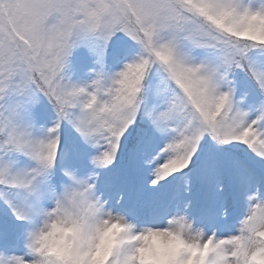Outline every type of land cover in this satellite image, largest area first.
Wrapping results in <instances>:
<instances>
[{"label": "snow or ice", "instance_id": "1", "mask_svg": "<svg viewBox=\"0 0 264 264\" xmlns=\"http://www.w3.org/2000/svg\"><path fill=\"white\" fill-rule=\"evenodd\" d=\"M124 153L170 195L131 213L102 198ZM229 184L234 218L217 203ZM69 200L137 229L191 221L210 238L199 264L264 251V0H0V264H52L28 232ZM130 237L102 264H133Z\"/></svg>", "mask_w": 264, "mask_h": 264}, {"label": "clouds", "instance_id": "2", "mask_svg": "<svg viewBox=\"0 0 264 264\" xmlns=\"http://www.w3.org/2000/svg\"><path fill=\"white\" fill-rule=\"evenodd\" d=\"M64 207L66 212L43 217L26 240L27 246L52 264H102L107 250L121 239H131L130 233L135 235L133 264H199L210 247L203 229L188 220L177 219L164 228L145 225L137 229L122 214L92 200L76 205L69 200ZM251 264H264V251H253Z\"/></svg>", "mask_w": 264, "mask_h": 264}, {"label": "rangeland", "instance_id": "3", "mask_svg": "<svg viewBox=\"0 0 264 264\" xmlns=\"http://www.w3.org/2000/svg\"><path fill=\"white\" fill-rule=\"evenodd\" d=\"M108 171L109 169H106L101 173L98 183L99 194H102V198L111 197V202L113 205H117V200L122 194L123 199L120 201V204L117 205V207H120L125 213H131L138 206V203L144 204L148 202L153 197V195L163 196L164 194V190H161L160 193H154L151 189L150 183L147 189L142 188L141 174L139 170L136 173L137 175L133 178L125 179L121 176L119 177V180H117V177L114 178V176H112L111 181L113 182H111L109 178L106 177V173ZM113 187L115 188L112 189ZM130 197L131 200L130 203H128V199ZM217 203L227 205L228 211L231 214L229 218H234L243 213V211L240 212L234 208L230 184L227 189L217 194Z\"/></svg>", "mask_w": 264, "mask_h": 264}, {"label": "trees", "instance_id": "4", "mask_svg": "<svg viewBox=\"0 0 264 264\" xmlns=\"http://www.w3.org/2000/svg\"><path fill=\"white\" fill-rule=\"evenodd\" d=\"M117 164L119 165L121 174L125 173L126 175H128L129 171H134V173H136V171H137L135 166L129 160V157H128L127 153L121 154L119 160L115 163V165L114 166H109V170L117 169V168H115ZM253 166L254 167H260L259 165H256V164H253ZM169 179H171V178H169ZM198 186H205V185L203 183H197L193 188H191V194H192L193 197L197 196Z\"/></svg>", "mask_w": 264, "mask_h": 264}]
</instances>
